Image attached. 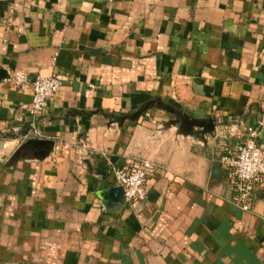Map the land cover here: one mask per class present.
<instances>
[{"label": "crops", "instance_id": "0c3cea01", "mask_svg": "<svg viewBox=\"0 0 264 264\" xmlns=\"http://www.w3.org/2000/svg\"><path fill=\"white\" fill-rule=\"evenodd\" d=\"M39 76L61 89L34 119ZM250 128L264 143V0H0V264H264V187L240 211L220 164ZM142 161L131 208L113 172Z\"/></svg>", "mask_w": 264, "mask_h": 264}, {"label": "built area", "instance_id": "2783aa9c", "mask_svg": "<svg viewBox=\"0 0 264 264\" xmlns=\"http://www.w3.org/2000/svg\"><path fill=\"white\" fill-rule=\"evenodd\" d=\"M23 91L29 83L28 76L23 72H15L9 79ZM33 99L21 107L29 115L37 119L48 110L51 100L61 89V79L58 76H39L32 82ZM257 130L248 129V139L237 144L232 151L221 158L220 164L227 172L234 191V205L244 213L254 211L258 194L264 187V143H257ZM3 161L0 160V171ZM154 172V165L149 161L135 163L131 167L114 170L117 187L124 191L125 205L136 208L144 204L148 197L147 181ZM264 222V213L261 215Z\"/></svg>", "mask_w": 264, "mask_h": 264}, {"label": "water", "instance_id": "95a60500", "mask_svg": "<svg viewBox=\"0 0 264 264\" xmlns=\"http://www.w3.org/2000/svg\"><path fill=\"white\" fill-rule=\"evenodd\" d=\"M154 104H149L143 109L139 110L137 113L129 117L131 121H138V119L149 109L153 108ZM167 111L170 113H175L173 110L166 108ZM179 117L178 123H179V130L181 133L188 135V136H195L199 141L206 142V137L208 136H214L216 125L213 121L209 120L206 122H199L195 120H191L188 117H186L183 113L177 114ZM199 129V131H195V129ZM53 145L54 143L51 141L46 140H39V139H33L27 142L26 145H24V148L26 147H34L37 149H43L46 148L48 151H44V156H48L53 151ZM22 149L18 151L17 155L21 153ZM114 193H117L118 198H123L124 191L121 187H116L115 189L111 190Z\"/></svg>", "mask_w": 264, "mask_h": 264}]
</instances>
